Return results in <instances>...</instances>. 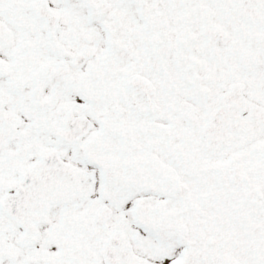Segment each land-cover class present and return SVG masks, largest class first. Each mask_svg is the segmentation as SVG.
Wrapping results in <instances>:
<instances>
[{
	"label": "snow or ice",
	"instance_id": "obj_1",
	"mask_svg": "<svg viewBox=\"0 0 264 264\" xmlns=\"http://www.w3.org/2000/svg\"><path fill=\"white\" fill-rule=\"evenodd\" d=\"M0 264H264V0H0Z\"/></svg>",
	"mask_w": 264,
	"mask_h": 264
}]
</instances>
